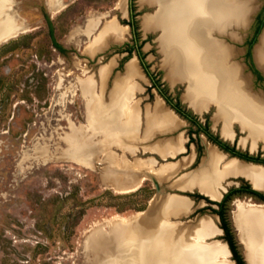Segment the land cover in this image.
Returning a JSON list of instances; mask_svg holds the SVG:
<instances>
[{"label":"rangeland","instance_id":"obj_1","mask_svg":"<svg viewBox=\"0 0 264 264\" xmlns=\"http://www.w3.org/2000/svg\"><path fill=\"white\" fill-rule=\"evenodd\" d=\"M63 1L67 6L54 14L49 9L48 0H8V3H14L18 17L30 25V30L0 45V264H102L97 260L100 250L89 247V239L95 237L92 235L94 231L107 234L121 218L136 222L143 219L148 225L156 226L161 222L159 201L171 195L186 196L195 205L189 214L167 221L178 222L177 225L182 228H194L201 218L211 217L222 229L221 218L215 212L218 206L213 204L216 201L198 191L185 192L179 188L184 174L198 169L200 161L206 156L205 147L200 145L201 137L198 139L195 135L197 141L190 143L192 125L186 120L184 132L186 139H189L188 148L191 144L197 147L198 158L194 165L182 168L164 180L155 181L146 173L147 178L138 191L130 193L117 192L113 186L115 183L107 175L108 168L119 170L122 161L138 164L156 160L159 169L170 163L179 164L188 155L185 153L176 159H163L139 151L141 145L138 144L143 140H140L141 134L159 125L157 112L159 103L164 99L152 87L137 52H128L131 47H136L130 25L132 7L138 46L149 70L172 97H179L203 123L208 116L211 128L210 118L215 109L203 115L193 110L190 82L166 64L162 30L159 27L148 31L142 28L143 18L147 14H155L157 5L142 0ZM238 1H246L252 7L246 26L234 25L225 33L214 32L213 38L223 42L231 51L227 64L239 67L237 79L247 80L250 95L264 101V66L259 65L255 56L264 27L252 49L253 64L259 75L250 68L246 57L249 42L254 38L255 18L264 8V0ZM120 3L124 4L123 8ZM98 17V27L88 33L90 21ZM113 19L120 26L128 27L124 41L110 42L95 56L88 54L87 50L105 24ZM135 57L140 72L134 80H130L125 75L126 66ZM111 64L113 68L108 72L106 85L102 84L100 71ZM87 77L96 81L94 101L98 105L92 110H99L98 117L106 118L109 111L117 110L119 102L125 99L127 109L122 117L115 116L120 118V125H128L129 118L136 116L137 153L129 151L132 146L129 143L106 144L104 126L100 132L90 128L88 99L80 90L81 81ZM125 93L129 94L128 99L122 97H125ZM72 129L82 130L86 139L72 141ZM235 129L237 142L247 139V146H238L237 142L231 144L251 154L262 153L264 157L263 142H259L256 150L252 151L248 133L238 126ZM116 134L120 135V132ZM214 134L220 136L218 132ZM69 143L74 145L72 150L68 149ZM82 144L87 148L96 147L97 150L78 152L75 148ZM198 146L202 152L200 157ZM90 154L91 165L88 164ZM110 156L115 159L114 166L111 165ZM248 183L253 187L252 183ZM248 201L262 204L253 197L241 196L234 197L225 207L228 225L245 261L246 249L239 240L234 213L238 203ZM154 202L157 203L153 206ZM141 228L143 231L151 230L150 226L142 225ZM223 234L207 242L221 241L227 244ZM230 260L235 262L233 256Z\"/></svg>","mask_w":264,"mask_h":264},{"label":"bare ground","instance_id":"obj_2","mask_svg":"<svg viewBox=\"0 0 264 264\" xmlns=\"http://www.w3.org/2000/svg\"><path fill=\"white\" fill-rule=\"evenodd\" d=\"M142 1L150 2L158 7L155 14L149 16L147 14L143 18L142 28L145 31L155 27H159L162 30V36H160L165 51L166 64L190 82L192 101L196 100L201 103L204 100H208L210 95H219L222 99L227 97L228 101L232 103L229 116L242 122L244 128L249 131L252 148L256 149L258 141L260 139L264 141V104L261 101L252 99V97H246L241 92L239 86L243 85V83L237 79L239 67L227 64V60L232 54L231 51L223 42L213 38L214 32L225 33L231 26L238 25L241 27L245 25L252 12V7L246 1L238 0ZM48 6L56 14L64 9L67 3L63 0H48ZM120 7L123 8L124 4L120 3ZM116 21L113 19L105 24L99 36L93 41L91 47H89L90 49L87 50L88 54L95 56L96 53L107 47L110 42L119 43L125 38L128 27L120 26ZM99 23V17L91 20L87 27V32L92 33ZM29 30L30 25L19 18L14 10V3H8V0H0V45ZM255 56L259 65L264 66V31ZM113 64L106 65L101 69L102 84H105L108 72L113 68ZM139 70L140 65L135 57L129 62L126 78L132 80L139 73ZM87 78L81 81L80 90L82 95L88 99L87 108L89 110L90 128L100 132L104 126L106 129V132L104 130V135L107 137L106 142H111L112 136H119L116 132H120L122 128L118 123L120 118L115 115L117 114L120 117L123 111L127 109L126 105L128 104L123 98L128 99L129 94L125 93V97L122 96L124 102H119L117 110L114 108L116 112L109 111L106 118L98 117L97 113L99 110H92V107L98 105L94 101L96 81L93 78ZM99 96L101 98L100 94ZM99 104L101 103L99 102ZM130 120L131 117L128 122ZM228 133L229 131H226L227 135ZM70 137L72 141L76 142H79L80 139H86V135L82 130L77 131L75 129H72ZM246 142L247 139H243V143L245 144ZM73 146V144L69 143L68 149L72 150ZM75 149L82 153L97 150L96 147L87 148L84 144L78 145ZM107 155L109 156V154ZM123 158L122 155V160ZM109 160L111 165L114 166L116 163L115 159L110 156ZM83 162L87 163L85 160ZM91 163L92 154H90L88 161L89 165ZM119 165L121 167L119 170L108 168L107 175L110 177L111 182L115 183L113 186L118 190L117 192L120 191L122 193L138 191L143 181L147 178L146 173H149V176L155 181L164 180L177 172L180 166V164L170 163V165L157 169L156 160L138 164H128L122 161ZM212 168L208 166L207 170L202 171L196 177L189 176L185 181L179 183V188L192 189L194 185L198 184L201 190L205 192L204 194H211L213 197L218 198L210 189ZM231 168L235 173L251 177L257 186L264 187V168L244 166L238 162L234 163ZM155 203L157 202L152 205L154 206ZM159 203L158 215L161 222L159 221L156 226L148 225L143 219L140 222H136L134 219L121 218L120 222L113 224L107 234L101 232L97 234L96 230H92L98 236L93 232V234L90 233L95 235V237L89 239V247L100 250L97 260L102 264H235L234 261L230 260L231 251L226 243L221 241L207 242L208 239L219 236L222 233L213 218H201L194 228H182L177 225L178 222L175 224L167 221L172 217L181 218L189 214L195 205L192 199L186 196L171 195L161 199ZM142 214L140 213V215ZM234 223L238 230L240 241L246 246L248 264H264V204H256L249 201L247 203H238L237 210L234 213ZM142 225L150 226L151 230L143 231Z\"/></svg>","mask_w":264,"mask_h":264},{"label":"crops","instance_id":"obj_3","mask_svg":"<svg viewBox=\"0 0 264 264\" xmlns=\"http://www.w3.org/2000/svg\"><path fill=\"white\" fill-rule=\"evenodd\" d=\"M129 62H128V65H129ZM128 65L126 66L125 75L127 73ZM241 83H243V85L239 87L241 89V92L246 97L248 96L252 97V99L261 101L264 104V101L260 97L258 98L257 96L250 95V93L248 92V81L247 80L246 81L243 80L241 81ZM242 86L243 87L245 86V87L243 88ZM192 102H193V110L199 115H203L205 112H208L212 108L215 109V113L210 118L211 129L213 132H216V133L218 132L221 138L224 139L225 141H228L230 143L237 142V132L235 129L236 126L240 127L241 130L243 129L242 131H247L249 135V131L246 128H244L241 121L232 119V117L229 116V110L232 107V103L228 101L227 97H225V99H222L221 96L219 95H210L208 100H204L201 103L197 102L196 100H193ZM157 113L159 116L158 117L159 125H155L149 128L145 133H143V135L141 134L140 140L142 138L143 140L141 143L138 144V145H141L140 146L141 149H139V151L146 153V154H155L163 159H176L178 156L188 153V155L184 157V160H182L181 163H179L180 166L178 170L194 165L197 162L198 153H197V147L195 144H191L190 147L188 148L189 139H186V135L184 132V127L187 124V122L183 120L174 110H172L166 104L164 100H162L159 103V109ZM123 114H124V111L122 115ZM134 125H136L135 115L131 116V120L128 122V125H124V124L120 125L122 127L120 130V135L119 136L113 135L111 142H113V144H116V143L124 144L128 142L129 145L130 144L132 145L130 146L129 151H131L132 153L133 152L137 153V150L135 149V147H137L136 146L137 145V134H136L137 129L135 128ZM226 131H229L228 135L226 134ZM111 142L108 141L106 142V144L111 143ZM258 142H264V141L260 139ZM246 143L244 144L242 140L241 142L238 143V146H241V145L244 146L246 145ZM250 143H251L250 145H252L251 140H250ZM200 145L205 147L206 156L202 158V160L200 161L199 163L200 167L198 169L194 170L191 173L184 174V177L181 179V182L185 181L189 176L196 177V175H198L202 171L207 170L208 166H211V168L213 167L212 168L213 170L210 175V178H211L210 189H211V192L217 195L218 198L213 197V195L211 194H207V193L204 194L205 192L201 190V187L198 184L194 185L192 189L188 188V189H180V190L185 191V192H188V191L193 192V191L199 190L198 192L201 195H204L206 197L208 196V198H210L212 201L217 200L216 202L222 201L224 195L229 191V189L234 188V187L235 188L240 187L242 181L250 182L252 183L253 188L255 190L264 192V187L257 186L255 181L251 177L244 175V174L235 173L233 169L231 168L236 162L244 166H254V167L264 168L263 166H259V165L255 166L253 164H248L243 160L230 156L229 154L222 151L218 146L210 143L207 137L204 135L201 136ZM251 150L253 151L256 149H253L251 146ZM238 237H239V233H238ZM245 249H246V246H245ZM246 261H247V257H246Z\"/></svg>","mask_w":264,"mask_h":264},{"label":"trees","instance_id":"obj_4","mask_svg":"<svg viewBox=\"0 0 264 264\" xmlns=\"http://www.w3.org/2000/svg\"><path fill=\"white\" fill-rule=\"evenodd\" d=\"M131 17H132V21L130 25L134 33L136 47L135 48L131 47L128 52L130 54H132L134 51L137 52L141 66L143 67L146 75L152 82V87L158 91L159 95L165 100L166 104L172 110H174L182 119L186 120L188 123L192 125V128L189 131L190 143H195L197 141V139L195 138V135L198 137V139L201 137V135H205L210 143L218 146L222 151L229 154L230 156L234 158H238L246 162L264 165V157L262 153H258L257 155H255L249 152L239 150L236 144H231L225 141L224 139H222L219 135L214 134V132L210 128V122H209L208 116H206V122L203 123L200 117L196 115L192 110L188 109L182 103L179 97L177 98L172 97L168 89H166V87H164V85L161 84V82L158 81L156 77L151 73L147 63L145 62L144 55L141 52V47L138 46L137 25L135 21V15L133 13V7L131 8ZM263 27H264V8L257 14L255 18V22L253 25L254 38L249 42L248 51L246 55L247 60H248V65L257 75H259V72L255 69L254 64H253L252 49H253V46L256 44L257 38L261 34ZM125 46L129 47L128 44H126ZM198 151H199V157H200L202 153L200 146H198ZM241 196L263 197V202H264V193L261 191L255 190L251 186V184L243 181L240 187L230 189L228 193L224 195L222 201L213 203L214 205L218 206V210H215V212L220 216L223 226L228 225V221L225 215L226 205L234 197H241ZM229 247L232 253L234 254V258L237 264H247L244 258L242 257V255L238 253V251H236L235 242L229 243Z\"/></svg>","mask_w":264,"mask_h":264},{"label":"flooded vegetation","instance_id":"obj_5","mask_svg":"<svg viewBox=\"0 0 264 264\" xmlns=\"http://www.w3.org/2000/svg\"><path fill=\"white\" fill-rule=\"evenodd\" d=\"M253 199H255L259 202H263V197H253ZM221 224H222V229L224 232V234H223L224 240H226L228 242V244L235 242L234 237H233V232H232L231 228L229 227V225L223 226L222 220H221ZM235 246H236V251H238V253H239V248L237 247L236 243H235ZM233 257H234V254H233Z\"/></svg>","mask_w":264,"mask_h":264},{"label":"water","instance_id":"obj_6","mask_svg":"<svg viewBox=\"0 0 264 264\" xmlns=\"http://www.w3.org/2000/svg\"><path fill=\"white\" fill-rule=\"evenodd\" d=\"M246 162V161H245ZM246 163H248V164H253V165H260V164H254V163H250V162H246ZM260 166H263L264 167V165H260ZM262 204H264V202H262ZM221 229V228H220ZM222 230V229H221ZM222 233H223V230H222ZM227 245H228V247H229V244L227 243ZM229 249H230V247H229ZM230 251H231V249H230ZM231 256H233V253H232V251H231ZM235 264H237V262L235 261L234 262Z\"/></svg>","mask_w":264,"mask_h":264}]
</instances>
